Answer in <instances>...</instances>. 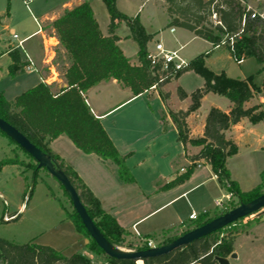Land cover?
Instances as JSON below:
<instances>
[{"label": "trees", "instance_id": "16d2710c", "mask_svg": "<svg viewBox=\"0 0 264 264\" xmlns=\"http://www.w3.org/2000/svg\"><path fill=\"white\" fill-rule=\"evenodd\" d=\"M102 1L110 16L108 36L102 34L88 3L66 11L52 22L55 36L68 60L62 73L68 87L55 92L51 86L39 84L12 101H7L0 94V118L22 133L49 158L51 164L74 187L104 240L109 244L117 245L124 243L129 234L115 218L102 209L99 200L81 181L77 173L48 146L50 141L65 136L82 152L95 154L104 161L114 163L118 167L119 177L123 182H133V177L126 166V157L118 152L99 119L91 112L86 103L85 94L95 86L110 80H116L123 87L130 89L134 96L148 91L157 81V76L153 75L147 60L148 44L153 40V36L147 34L139 16L129 18L121 13L117 9V0ZM165 3L169 18L168 28L184 29L213 46L220 45L225 39V47L229 52L228 44L233 38L235 53L230 52L232 57L237 60L254 58L264 70V21L250 19L247 16L243 25L245 11L239 2L236 0H165ZM214 12L218 14L221 25H215L211 20ZM121 23L130 29V37L138 45V66L130 63L117 44L119 38L114 35V31ZM24 67V63L14 58L9 68L10 76L15 77L22 74ZM188 70H194L199 74L205 84L191 95L192 104L186 112L168 110V113L177 126L178 140L184 147H200L201 150L195 156L186 155L192 165L184 174L165 185L164 189L185 183L190 179L195 164L203 161L211 167L213 174L226 191L237 199V203L231 201L229 203L232 207L226 210L223 208L220 212L199 215L197 220L188 226L185 233L237 209L241 204L254 203L264 195V177L257 188L243 192L239 184L231 179L227 168L228 159L237 155L238 147L232 139L226 137V132L243 119H248L252 124L264 121V112L259 106L246 107L259 89L253 84L252 78L240 80L228 78L224 74L215 75L204 66L203 56L190 62L189 67L180 72L178 76ZM166 83L161 84L158 91ZM209 93L227 98L231 103V110L225 113L212 107L207 114L203 136L192 139L186 119L200 108L202 98ZM184 96L185 94L181 92L180 97ZM162 99L166 102L168 95L163 94ZM0 133L8 136L1 130ZM8 138L17 145L13 139L9 136ZM21 150L35 162V165L28 166L29 170L36 174L41 169L49 172L47 168H40L39 163L23 149ZM8 165L24 166L23 163L2 160L0 161V172ZM62 187L64 188L63 185ZM70 219L78 232L89 237L90 243L86 247L87 250L92 254H105L96 241L90 237L75 210ZM234 224L219 229L185 247L172 250L166 255L147 258L142 262L143 264H216L214 261L216 256L227 258L233 253L237 233L229 232L223 234V237L216 239L214 237L226 229H231ZM177 238L174 237L167 241L165 246L170 245ZM148 242L149 240H145V245L139 251L147 250ZM109 262L111 264H138L137 261L129 259L109 258ZM0 263L93 264L87 254H74L66 257L49 246L35 243L16 245L2 239H0Z\"/></svg>", "mask_w": 264, "mask_h": 264}, {"label": "rangeland", "instance_id": "374dc122", "mask_svg": "<svg viewBox=\"0 0 264 264\" xmlns=\"http://www.w3.org/2000/svg\"><path fill=\"white\" fill-rule=\"evenodd\" d=\"M64 1L33 0L28 9L23 0H0V94L6 100L16 94H22L38 82V76L35 73L27 72L20 76L19 86L14 84L15 80L10 77L8 70L12 59L10 56L4 55L9 45L18 43L17 40L13 41L11 37L17 35L22 40L28 34L36 31L38 29L37 24L42 20V14L57 9L56 7L61 6ZM98 5L99 7L95 4V10L101 28L106 31L109 13L103 1L99 0ZM117 8L129 18L140 15L144 27L155 38L148 44L149 51L154 50L156 41L160 40L171 51L181 48L179 56L186 62L190 63L202 55L204 66L215 75L224 74L228 78L240 80L252 78V82L259 89V92L251 103L259 106L264 112V70L254 58H248L241 64H237L233 57H230V52L225 46L213 49V45L180 28L173 27L175 32L172 34L171 28L167 27L168 15L165 0H117ZM42 27L46 36L54 38L47 45H56L55 55L52 57L56 70L63 73L65 64H68L66 53L55 36L52 23L44 22ZM129 33H131L130 29L125 24H122L117 30V34L120 36H126ZM124 48L130 55L138 51V45L134 40L126 42ZM206 52H209L208 56L205 55ZM179 78L168 81L170 83L166 91L170 93L168 101L170 107L175 110H184L191 103V94L196 89L201 88L205 81L194 70L186 71ZM180 88L186 93L184 99L180 98ZM157 92L155 91L153 97L150 98L152 109L155 111L159 107L156 100ZM209 94L211 95L201 102L200 112L202 113H206L214 105L225 109L230 104L229 100L223 96ZM145 99L142 98L137 102L121 107L109 119L118 118L126 112L140 109L139 105L143 104ZM148 123L149 121L145 125ZM258 124L264 132V121ZM2 160L23 163L24 166L8 165L0 172V239L16 245L35 243L49 246L63 255H67L66 257L74 254H87L93 264H111L107 255L92 254L87 250L86 247L90 243L89 237L78 232L70 219L74 213V208L68 192L46 169L39 170L37 174L29 170L28 166L35 165V162L8 136L0 133V161ZM49 166L58 171L50 162ZM227 167L234 178L238 180L236 181L241 189L249 192L257 188L264 177V149L256 150V147L241 145L237 155L228 160ZM206 189L213 192V185L206 186ZM202 192V190L199 193L195 192L190 196V199L194 201L192 197ZM206 198L208 199L202 200L197 206L209 204L207 210L212 212L215 208L212 197L207 196ZM234 200L237 201V199ZM181 204L178 205L181 206ZM197 206H195V210L200 215L203 211L197 209ZM230 207H232L230 203L223 206L225 210ZM184 212L185 208H183V214ZM5 218L10 219L6 220ZM249 221L251 222L246 224ZM252 223L255 224L251 225L252 227L249 228L248 232L241 234L236 241L235 246L240 258L234 261V264H264V215L260 217L248 216L246 219L235 223L231 229H226L214 237L216 239L229 232H242L246 228L248 229ZM184 233H165L153 244L158 248L165 247L167 241L174 237H180ZM144 241L126 238V241L121 244L107 243L116 252L134 253L145 245Z\"/></svg>", "mask_w": 264, "mask_h": 264}, {"label": "crops", "instance_id": "0c3cea01", "mask_svg": "<svg viewBox=\"0 0 264 264\" xmlns=\"http://www.w3.org/2000/svg\"><path fill=\"white\" fill-rule=\"evenodd\" d=\"M98 2L99 0H65L61 6L56 7L57 9L54 8L55 10L42 14V20L37 24L38 29L22 39L25 41L23 44L24 50L17 48L18 43L16 45H9L4 54L10 56L12 59L8 70L13 64L14 58L25 64L22 74L15 77L10 76L14 78V84L19 86L20 76L29 72L35 73L38 76V82L32 88L39 84L49 85L55 92L65 88L67 83L63 74L59 70H56L54 60L52 62L48 61L45 39L51 41L54 38L45 35L42 23H52L66 11L72 10L83 3H88L94 12L95 19L99 24L102 34L108 36L110 16L106 26L107 30L103 31L95 10V4L99 7ZM138 16L144 27L140 15ZM122 24L124 23L119 24L114 31V35L119 38L117 44L124 55L130 60V63L132 65H138V51L130 55L124 48L126 42L132 40L130 37L131 33L126 36L117 34V30ZM144 29L147 34L152 35L153 39H155L154 35L148 32L146 27ZM11 39L14 41L13 36ZM157 43L162 42L157 40ZM207 43L212 45L209 42ZM55 48L56 46L53 49L54 51L56 50ZM213 49L217 48L213 46ZM205 55L208 56L209 52H206ZM230 57H232L231 54ZM180 76L176 77V79ZM169 83H166L156 93V100L159 104L157 111L152 109V100H150L155 91L148 90L143 94L134 96L130 89L123 87L116 80L103 82L88 90L85 94L86 103L90 107L91 112L99 119L118 152L126 157V166L133 177L132 183H125L120 179L118 167L114 163L104 161L95 154L82 152L65 136H60L48 143L51 151L62 158L92 191L94 196L99 200L102 209L115 218L118 224L129 234V239L149 240L153 243L165 233H184L188 229V226L193 223L189 219L190 215L198 213L195 210V206L202 200H207V196L212 197L215 208L212 212H209L207 210L209 204L200 207L197 206V209L203 211L202 214H213L216 211H222L223 208L217 207L219 201L223 203V206L231 201H236L226 191L224 186L218 182L211 167L203 161L195 164L190 179L185 183L170 189H164L165 185L184 174L192 165L186 155L195 156L201 150L200 147L194 146H187L185 148L178 140L177 126L168 113V110L173 112H186L191 106L192 100L190 105L184 110H175L170 107L168 102L170 93L166 91ZM181 92L185 94L184 99L186 93L180 88L179 95ZM22 94H16L7 101H12ZM163 94L168 95L166 102L162 99ZM209 95L211 94H206L201 102ZM142 98L146 99L143 104L141 103L139 105L140 109L126 112L118 118L109 119L115 114L114 112L116 110L125 105L137 102ZM253 99L246 104V107L257 106L252 105L251 102ZM201 106L202 104H200V108L197 111L191 113L186 119L192 139L203 136L207 114L212 107H216L225 113H229L231 110V103L225 109L215 105L211 106L206 113L200 112ZM148 121V125H145ZM226 137L235 142L238 147V152L241 145L256 147V150L264 149L263 129L259 124H252L248 119L241 120L237 125L227 131ZM229 172L231 179L237 182L238 180L234 178L230 170ZM208 185H213V192L207 191L206 186ZM201 190L203 191L202 193L192 197L194 201L190 199L192 194L195 192L199 193ZM241 190L246 192L243 189ZM197 199L199 201H196ZM179 203H182L181 206L178 205ZM183 208H185L184 214ZM197 215L199 216V214ZM253 224L255 223L250 224L248 229L246 228L244 231L236 234L233 253H236L237 258L231 260V264H234L233 262L240 258V254L235 246L237 239L241 234L247 233Z\"/></svg>", "mask_w": 264, "mask_h": 264}, {"label": "water", "instance_id": "95a60500", "mask_svg": "<svg viewBox=\"0 0 264 264\" xmlns=\"http://www.w3.org/2000/svg\"><path fill=\"white\" fill-rule=\"evenodd\" d=\"M67 85H65V88ZM0 130L6 133L11 139H13L17 145L23 149L28 155H30L40 168H47L52 176H54L59 183H61L65 190L71 197L73 202V208L80 217L84 227L86 228L90 237L96 241L97 245L103 250L105 255L111 259H129L137 262H142L147 258L161 257L170 253L172 250L185 247L201 238L208 236L209 234L232 225L242 219H246L248 216L254 215V217H260L264 215V195L252 204H241L239 208L220 216L211 222L193 229L182 236L178 237L170 245L156 248L153 250L138 251L134 253H120L113 250L109 244L104 240L102 235L96 229L92 219L88 215L86 208L80 201L74 187L68 182V180L59 171H55L48 165L49 158L45 156L35 145H33L22 133L12 127L10 124L0 118ZM51 164V162H50ZM61 173V174H60ZM62 175V176H61ZM237 258L236 253H232L229 257L223 258L216 256L214 261L216 264H231V260Z\"/></svg>", "mask_w": 264, "mask_h": 264}, {"label": "built area", "instance_id": "2783aa9c", "mask_svg": "<svg viewBox=\"0 0 264 264\" xmlns=\"http://www.w3.org/2000/svg\"><path fill=\"white\" fill-rule=\"evenodd\" d=\"M32 1L33 0H23V3L29 9V6L31 5ZM236 1L239 2L243 6L244 11H245V14L242 20L243 25L245 24L247 16L250 19H261L264 21V0H236ZM211 20L214 22L215 25H221V22L219 21V16L217 13L214 12L212 14ZM170 32L174 33L175 29L171 28ZM13 39L18 41L17 48L24 50L23 44L25 41L19 40L17 35H13ZM49 41L50 40L45 39V46L47 49V58H49L48 61L52 62L54 60L52 56L55 53L53 49L56 45H50V44L47 45ZM233 43H234V40L233 38H231L228 46L230 47V52L232 54L235 53ZM225 45H226V40L224 39L220 45H217L214 47L220 48ZM180 49L171 51L167 49L163 45V43H157L155 45L154 50H150V51L148 50L147 60L150 63V67H151V71L153 75L157 76V81L152 87H150L149 89L150 91H158L159 86L161 84H164L170 80L175 79L180 72L186 70L189 67L190 63L186 62L179 56ZM233 59L235 60L237 64H241L243 62V60H237L235 58ZM217 207L223 208V203L219 201L217 203ZM197 218H198V215L195 213L191 214L189 217L190 221H195L197 220ZM5 219L9 220L10 218H5ZM147 247H148L147 250H153V249L158 248L154 246V244L151 241L148 242ZM138 264H143V262L142 263L138 262Z\"/></svg>", "mask_w": 264, "mask_h": 264}, {"label": "bare ground", "instance_id": "6f19581e", "mask_svg": "<svg viewBox=\"0 0 264 264\" xmlns=\"http://www.w3.org/2000/svg\"><path fill=\"white\" fill-rule=\"evenodd\" d=\"M45 161L48 162L46 158H45ZM48 165H49V162H48ZM139 263H141V262H139Z\"/></svg>", "mask_w": 264, "mask_h": 264}]
</instances>
